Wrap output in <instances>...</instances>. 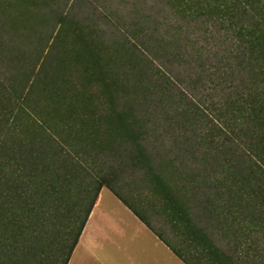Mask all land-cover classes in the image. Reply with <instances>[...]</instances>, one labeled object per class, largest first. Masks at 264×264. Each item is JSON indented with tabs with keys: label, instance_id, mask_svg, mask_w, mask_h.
<instances>
[{
	"label": "trees",
	"instance_id": "16d2710c",
	"mask_svg": "<svg viewBox=\"0 0 264 264\" xmlns=\"http://www.w3.org/2000/svg\"><path fill=\"white\" fill-rule=\"evenodd\" d=\"M155 1L167 19L133 9L111 43L93 24L57 17L61 37L44 58L79 44L84 57L72 58L91 93L45 79L52 53L37 69L0 66V264H68L103 187L187 264H264L253 237L264 233V0ZM35 4L0 0L27 19ZM71 33L72 47L62 43ZM109 158L142 171L150 205L198 263L116 188Z\"/></svg>",
	"mask_w": 264,
	"mask_h": 264
},
{
	"label": "rangeland",
	"instance_id": "374dc122",
	"mask_svg": "<svg viewBox=\"0 0 264 264\" xmlns=\"http://www.w3.org/2000/svg\"><path fill=\"white\" fill-rule=\"evenodd\" d=\"M34 1H36L35 6L30 5V7L36 9L39 13L33 19L24 18V15L21 14L20 6H14L10 10L4 6L0 7V42L3 41V37L7 41L5 47H0V66H12V70L20 71L28 63V65L35 63L37 64V69L39 65L44 64L45 58L52 53L51 55H55L56 62L58 63L55 69H50L46 73L45 79L53 80L61 76L64 79L70 77V84L74 86V90L81 91L85 87L86 92L89 93L98 87L95 84L91 86L88 83L84 86L82 82L83 77L80 68H82L83 64L74 61L75 59L72 58V55L78 53L77 48L80 47L79 44L75 43L76 39L73 33L65 38L63 37L64 39L62 38L64 45L68 44V46L72 47L74 46L73 41L76 44L71 52L62 51V48L54 46L51 49L52 51L50 50L44 58V51L50 47L54 39L57 40V37H61V34L56 36L58 31L61 30L60 23L57 22V17L60 14H67L78 21L79 19L83 20L84 24L97 26L96 30L100 35L98 38L103 39L107 43H111L115 39L117 40L118 36L120 37L121 33L116 23L124 27L122 22L129 19L133 9H137L140 14L142 12H156L160 16H163L162 18H168L166 17L168 14L166 12V6L162 3H157L155 0H85V2H81V0ZM9 24L11 27L8 30L4 25L8 26ZM65 33H67V30ZM3 44L0 43V45ZM40 51L43 53H40ZM78 55L83 59L84 56L81 52ZM62 59L64 60L62 61ZM49 62L54 64V60H50ZM1 75L2 73L0 72V77ZM81 109V103L77 101V111H81ZM168 143H170V140H167V145ZM101 162L106 163V165H112L119 172L120 177L114 183L116 184V188L147 216L153 227L158 232H161L175 247L181 249L186 256H189L193 263H198L196 258L192 256V251L185 247L186 245L182 238L177 236L175 229L166 216L162 212L156 211L150 205L151 201L149 198L151 197L148 194L151 193L147 191L146 186H142L144 184L141 181L142 171L134 166L122 168L111 158ZM93 167L89 166V169L94 170ZM109 190L110 188L106 187L105 193L107 194ZM144 193L145 195H143ZM151 200L154 199L151 198ZM210 231L212 235L215 234L214 237L222 246L225 248H233V245L229 244V239L231 241L233 240L232 237H224L218 231L217 227L210 228ZM253 237L264 241V233H253ZM242 264L255 263L248 256Z\"/></svg>",
	"mask_w": 264,
	"mask_h": 264
},
{
	"label": "crops",
	"instance_id": "0c3cea01",
	"mask_svg": "<svg viewBox=\"0 0 264 264\" xmlns=\"http://www.w3.org/2000/svg\"><path fill=\"white\" fill-rule=\"evenodd\" d=\"M103 187L68 264H187L111 189Z\"/></svg>",
	"mask_w": 264,
	"mask_h": 264
}]
</instances>
